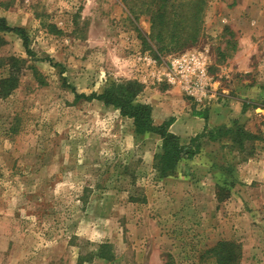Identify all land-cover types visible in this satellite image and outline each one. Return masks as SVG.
<instances>
[{
  "label": "rangeland",
  "instance_id": "rangeland-1",
  "mask_svg": "<svg viewBox=\"0 0 264 264\" xmlns=\"http://www.w3.org/2000/svg\"><path fill=\"white\" fill-rule=\"evenodd\" d=\"M0 18L31 51L1 34L0 80L11 57L20 71L0 97V264H216L220 241L264 264V0H0ZM187 51L208 66L203 102L157 79ZM128 80L155 126L186 128L194 155L166 177L158 134L76 96ZM222 126L257 139L208 136Z\"/></svg>",
  "mask_w": 264,
  "mask_h": 264
},
{
  "label": "trees",
  "instance_id": "trees-1",
  "mask_svg": "<svg viewBox=\"0 0 264 264\" xmlns=\"http://www.w3.org/2000/svg\"><path fill=\"white\" fill-rule=\"evenodd\" d=\"M5 32H12L19 36L23 41L27 53H31L25 30L19 26H9L4 18H0V43L4 41L1 34ZM8 69L7 77L0 80V97L2 98L7 97L17 87L20 71L18 68V58H9ZM32 69L36 73V70ZM141 91L142 87L138 82L128 80L123 83H111L100 94L92 93L88 96L76 94V96H82L87 100H98L104 105L118 108L121 116L132 119L136 133L150 132L158 134L162 143L161 153L155 156V167L160 177H166L174 171L180 160L191 158L194 155V151L191 146L186 147L181 145L178 136L169 131V126L173 123L174 118L171 117L158 126L152 123V107L149 104L135 102L136 96ZM194 115L202 118L205 117L200 112H194ZM215 132H218V135H228L234 143L238 144L240 150L244 148L243 141L245 139H257L255 134L240 126L234 128L222 126L216 131L209 130L208 136L210 138L214 137ZM218 200H221V198H218ZM210 253L216 264H240L241 245L234 241H220L210 250Z\"/></svg>",
  "mask_w": 264,
  "mask_h": 264
},
{
  "label": "built area",
  "instance_id": "built-area-1",
  "mask_svg": "<svg viewBox=\"0 0 264 264\" xmlns=\"http://www.w3.org/2000/svg\"><path fill=\"white\" fill-rule=\"evenodd\" d=\"M164 65L163 77L159 76L157 79L169 85H177L196 102H203L206 97L213 96L208 89V66L201 54L187 51L169 58Z\"/></svg>",
  "mask_w": 264,
  "mask_h": 264
},
{
  "label": "crops",
  "instance_id": "crops-1",
  "mask_svg": "<svg viewBox=\"0 0 264 264\" xmlns=\"http://www.w3.org/2000/svg\"><path fill=\"white\" fill-rule=\"evenodd\" d=\"M155 110H156L155 107H153L152 108L153 119H154ZM214 112H215L214 109L200 112L201 114H204L205 116L204 118L194 115V112H193V115H194L193 118L196 119L198 126L201 127L200 130L206 125H214L222 121V120L220 121L219 117H217ZM163 119H166V118H163ZM184 129L186 128L183 125L182 126L180 125V122H178V119L174 120L173 123L169 126V131L177 136H180L181 131L183 132Z\"/></svg>",
  "mask_w": 264,
  "mask_h": 264
}]
</instances>
